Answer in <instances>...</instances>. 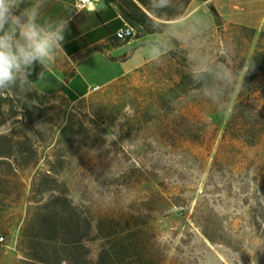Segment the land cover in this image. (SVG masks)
<instances>
[{"label":"rangeland","instance_id":"rangeland-1","mask_svg":"<svg viewBox=\"0 0 264 264\" xmlns=\"http://www.w3.org/2000/svg\"><path fill=\"white\" fill-rule=\"evenodd\" d=\"M231 6L209 4L196 18L198 33L178 32L171 55L80 100L33 87L27 98L42 109L46 136L53 137L38 169L50 161L75 205L95 221L118 223L125 236L144 235L164 264H264V135L246 145L230 123L263 31L248 43L229 21ZM211 7L221 11L219 23ZM150 38L173 44L167 36ZM221 60L235 81L229 98L191 86L194 68ZM31 175L22 174L18 206L0 212V264L23 259Z\"/></svg>","mask_w":264,"mask_h":264},{"label":"trees","instance_id":"trees-1","mask_svg":"<svg viewBox=\"0 0 264 264\" xmlns=\"http://www.w3.org/2000/svg\"><path fill=\"white\" fill-rule=\"evenodd\" d=\"M105 1L117 6L137 36L162 34L171 22L186 15L193 0H167L166 7L160 6V0ZM210 9L219 23L218 14ZM236 28L247 36L248 43L256 34L253 29ZM222 63L208 66L203 78L191 81V86L229 98L235 81H230ZM242 68L239 64L237 76ZM13 91L0 95V212L18 206L25 186L22 174H32L28 215L20 240L24 256L17 264H164L158 249H147L144 235L136 232L125 236L124 231H117L118 223L106 217L95 221L87 209L75 205L50 161L46 169H38L53 137L46 136L42 109ZM9 122L10 127L3 130ZM230 123H234L236 138L246 145L256 146L264 135V32L259 34L243 76ZM204 236L211 241L207 234Z\"/></svg>","mask_w":264,"mask_h":264},{"label":"crops","instance_id":"crops-1","mask_svg":"<svg viewBox=\"0 0 264 264\" xmlns=\"http://www.w3.org/2000/svg\"><path fill=\"white\" fill-rule=\"evenodd\" d=\"M76 0H19L18 12L37 8L36 23L45 30H55L63 19H71L70 32L66 33L63 49L53 52L55 62L45 71L43 79L37 78L42 71L34 66L30 77L32 87L41 94L53 96L64 94L77 101L90 93V89H103L119 79L130 75L148 63L174 50L180 43L178 32L183 30L186 38L198 33L196 18L206 16L208 5L218 0H202L200 5L192 1L186 15L171 22L159 35L138 33L133 39L119 41L115 33L126 22L117 6L105 0V7L93 11H77ZM264 0H232L227 13L232 25L264 32ZM216 13L221 16L217 8ZM128 24V23H127ZM203 30V29H201ZM167 36L173 44L163 46L151 36ZM160 45V55L153 56L154 47Z\"/></svg>","mask_w":264,"mask_h":264},{"label":"clouds","instance_id":"clouds-1","mask_svg":"<svg viewBox=\"0 0 264 264\" xmlns=\"http://www.w3.org/2000/svg\"><path fill=\"white\" fill-rule=\"evenodd\" d=\"M18 3L19 0H0V95L14 90L27 100L32 91L30 77L34 66H41L37 78L43 79L45 71L55 62L53 52L63 49L71 19L61 20L55 30H45L36 23L37 8L18 12ZM160 6L166 7L167 0H160ZM160 51L153 49L154 58ZM206 72V67L194 68L193 79L201 80ZM205 94L211 95L210 90L205 89Z\"/></svg>","mask_w":264,"mask_h":264},{"label":"built area","instance_id":"built-area-1","mask_svg":"<svg viewBox=\"0 0 264 264\" xmlns=\"http://www.w3.org/2000/svg\"><path fill=\"white\" fill-rule=\"evenodd\" d=\"M74 6L77 11H93L97 8V3L95 0H76ZM135 36L136 31L127 23L123 24V26L115 33V38L119 41L130 40ZM98 90L99 88L93 87L90 89V93H95ZM3 242L4 238L0 237V244H3Z\"/></svg>","mask_w":264,"mask_h":264},{"label":"water","instance_id":"water-1","mask_svg":"<svg viewBox=\"0 0 264 264\" xmlns=\"http://www.w3.org/2000/svg\"><path fill=\"white\" fill-rule=\"evenodd\" d=\"M95 1L97 3V9H101V8L105 7V4L103 1H101V0H95Z\"/></svg>","mask_w":264,"mask_h":264}]
</instances>
